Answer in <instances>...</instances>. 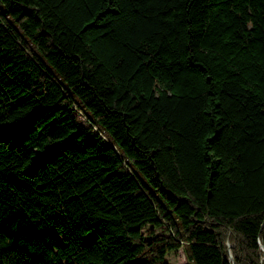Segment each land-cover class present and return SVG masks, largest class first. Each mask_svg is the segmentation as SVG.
<instances>
[{"label": "trees", "instance_id": "1", "mask_svg": "<svg viewBox=\"0 0 264 264\" xmlns=\"http://www.w3.org/2000/svg\"><path fill=\"white\" fill-rule=\"evenodd\" d=\"M180 248L264 264V0H0V264Z\"/></svg>", "mask_w": 264, "mask_h": 264}, {"label": "rangeland", "instance_id": "2", "mask_svg": "<svg viewBox=\"0 0 264 264\" xmlns=\"http://www.w3.org/2000/svg\"><path fill=\"white\" fill-rule=\"evenodd\" d=\"M78 118L83 122V124L85 126H87L86 124H88L86 122V119L84 118V116L79 115ZM151 231H155V234H160L162 232H164L163 229L160 228H154L152 225H148L144 228V233L149 234ZM234 244H230L229 245V249L231 250L233 248ZM167 260L171 263V264H186L188 263V259L186 256V253L184 251V248H180L178 250L175 251H171L168 255H167Z\"/></svg>", "mask_w": 264, "mask_h": 264}]
</instances>
